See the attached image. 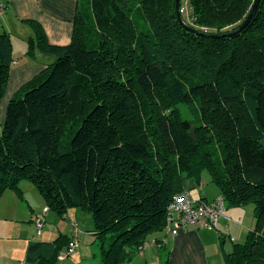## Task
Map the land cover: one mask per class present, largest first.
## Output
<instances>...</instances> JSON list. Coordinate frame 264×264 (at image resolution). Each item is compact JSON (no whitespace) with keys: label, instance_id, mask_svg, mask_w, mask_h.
<instances>
[{"label":"trees","instance_id":"obj_1","mask_svg":"<svg viewBox=\"0 0 264 264\" xmlns=\"http://www.w3.org/2000/svg\"><path fill=\"white\" fill-rule=\"evenodd\" d=\"M188 1L189 29L176 0H79L68 46L36 25L28 40L29 56L54 61L7 106L0 199L27 181L62 218L91 212L100 264L162 244L169 204L190 182L202 191L205 173L219 189L209 201L253 207L226 264H264V0L235 35L255 0ZM12 62L0 33V101ZM71 241L29 242L26 261L58 264Z\"/></svg>","mask_w":264,"mask_h":264},{"label":"crops","instance_id":"obj_2","mask_svg":"<svg viewBox=\"0 0 264 264\" xmlns=\"http://www.w3.org/2000/svg\"><path fill=\"white\" fill-rule=\"evenodd\" d=\"M78 1L0 0V4L5 5L3 13L0 14V33L6 32L10 35L13 57L5 96L0 102V127H2L5 120L10 100L20 92L25 84L54 61L53 55L43 53L37 49L32 50V55L27 54L28 40L34 38L36 34L34 26L36 25L41 29L49 45L58 48L68 46L72 41ZM188 184L190 187L195 186L191 182ZM187 190L190 192L191 189L188 187ZM202 193L197 199L192 198L194 200L204 198L209 201L219 196L214 197L213 194L210 197L208 188L204 186L202 187ZM228 216L230 215L224 214L219 222L218 229L215 231L203 229L198 224H190L174 236L165 235V241L162 244H153L144 252L137 253L139 257L132 256L127 264H149L147 260H142L148 249L154 253L156 252L160 264H223L221 260L222 237L230 232V225L233 222L232 218ZM87 232L85 231V233ZM72 240H74L73 237ZM6 253L7 247L0 246V258L4 261L8 257L11 259L14 251H10L11 255ZM18 262L20 264H31L26 261V255L25 263L21 262V258ZM98 264H100V259Z\"/></svg>","mask_w":264,"mask_h":264},{"label":"rangeland","instance_id":"obj_3","mask_svg":"<svg viewBox=\"0 0 264 264\" xmlns=\"http://www.w3.org/2000/svg\"><path fill=\"white\" fill-rule=\"evenodd\" d=\"M190 12L189 1L181 0L180 14L183 21H190ZM70 127L71 125H68V130ZM19 186V190H6L0 199V246L7 247L6 254L11 255L10 251H14L11 259L8 257L4 261L0 258V264H20L18 262L20 258L21 262L25 263L26 249L29 242L49 243L60 235L66 236L68 239L73 237L77 247L72 254L65 256L64 260H59L58 264H98L101 258V241L97 240L92 234L85 233V231L94 228L91 212L71 209L68 213L71 216V220L62 218L54 211L48 210L46 202L36 186L27 181L21 182ZM201 186L208 188L210 197L213 194L215 195L214 197L219 195V189L211 182L207 173L202 176ZM188 187L191 189L190 195L195 199L203 194L198 185L190 187L187 184ZM225 213L230 215L228 217L232 218L233 222L230 225V232L225 236L224 243H221V260L223 264H226V254L232 250V240L243 242L247 232L255 225L252 206L239 209L228 208ZM44 214V229L41 230V235L38 236L34 220ZM73 220L78 224L77 227L80 232L75 231ZM153 253L148 249L142 260H147L149 264H160L157 260L156 252ZM136 254H134L135 258L139 257V254Z\"/></svg>","mask_w":264,"mask_h":264},{"label":"built area","instance_id":"obj_4","mask_svg":"<svg viewBox=\"0 0 264 264\" xmlns=\"http://www.w3.org/2000/svg\"><path fill=\"white\" fill-rule=\"evenodd\" d=\"M4 8L5 5L0 4V14L3 13ZM224 213L225 203L222 198H217L214 201L200 202L194 200L190 192H183L174 196L168 206L164 231L166 232V236H174L190 224H198L203 229L215 231L218 229L219 222L224 217ZM44 218L45 214L42 217H36L34 220L38 236L41 235V230L44 229ZM76 247V242L71 241L67 252L72 254ZM60 259L62 260V258Z\"/></svg>","mask_w":264,"mask_h":264},{"label":"water","instance_id":"obj_5","mask_svg":"<svg viewBox=\"0 0 264 264\" xmlns=\"http://www.w3.org/2000/svg\"><path fill=\"white\" fill-rule=\"evenodd\" d=\"M260 1L261 0H255V3L253 5V8H252V10H251V12H250L247 20L244 22V24L235 33H233V35H235L236 33L240 32L241 30H243L249 24V22L251 21L252 17L254 16V14H255L258 6H259ZM180 2H181V0H176V12H177V16H178V19L181 22V24L184 25L185 27H187L186 24L183 22V20L181 18V14H180ZM187 28L189 29V27H187ZM190 30L193 31V32H195V33H197V34H199V35H203L202 33H199L196 30H192V29H190ZM207 36L208 37H212V36H209V35H207ZM213 37H216L217 38V37H220V36H213ZM66 251H67V249L65 248L63 250V253H66Z\"/></svg>","mask_w":264,"mask_h":264},{"label":"clouds","instance_id":"obj_6","mask_svg":"<svg viewBox=\"0 0 264 264\" xmlns=\"http://www.w3.org/2000/svg\"><path fill=\"white\" fill-rule=\"evenodd\" d=\"M67 249V248H66Z\"/></svg>","mask_w":264,"mask_h":264}]
</instances>
